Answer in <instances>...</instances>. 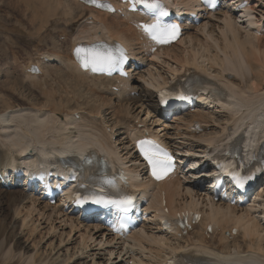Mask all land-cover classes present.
Listing matches in <instances>:
<instances>
[{
    "label": "bare ground",
    "instance_id": "bare-ground-1",
    "mask_svg": "<svg viewBox=\"0 0 264 264\" xmlns=\"http://www.w3.org/2000/svg\"><path fill=\"white\" fill-rule=\"evenodd\" d=\"M4 1L21 9L35 24L44 14H57L56 11L42 12L53 9L48 0L46 3ZM61 1L58 3L64 10ZM250 1L244 9L246 13L241 14L249 17V25L234 8H223L186 30L176 44L150 53L151 45L136 25L137 14L122 17L86 7L77 0H66L68 13L74 14L75 6L88 10L93 23L82 22L74 33L76 21L83 17L76 19L69 28L59 31L53 49L26 60L19 56V48L14 45L7 51L12 59L6 58L0 65V77L4 78H0V163L21 160L11 151L17 153V148L27 142L34 152L39 149L53 156L59 153L55 145L63 140L74 142L81 136L87 138L82 149L85 159L100 161L101 155L96 151L99 148L127 160L135 171L138 167L132 164L135 153L129 132H139L141 124L190 161L196 160L195 152H204L206 148L218 151L242 132L248 134L252 142L259 141L264 132V0ZM175 2L188 7L193 0ZM39 25L42 27L41 22ZM97 35L126 43L144 65V68L130 69L133 76L122 80L120 91H112L115 79L89 75L72 62L70 52L76 42ZM60 37L65 39L60 42ZM41 56L51 59L42 64L43 75L26 74L25 68L39 62ZM190 68L197 70L206 87L217 91L221 100L211 101L209 109L164 117L157 112L152 98L155 90L164 88L170 78L180 77ZM13 70L20 73L17 75ZM51 76L55 77V85L61 82L67 85V102L77 100L78 108L65 103L67 98L56 96L58 91L49 89V83L39 87L41 77L47 80ZM96 79L101 87L95 84L86 89L85 81ZM23 80L36 83L26 85ZM36 91L50 96L49 99L36 101L33 96ZM133 91L138 95L131 96ZM140 95L147 97L150 104ZM56 98L60 106L54 102ZM135 105L140 108L138 112H132ZM74 113H79L80 118H74ZM194 120H200L207 132L199 136L191 134L189 124ZM103 124L110 126L113 133L108 134ZM185 171L180 176L173 175L166 184H150L154 187L153 208H160L163 194L169 214L177 215L186 210L202 214V221L194 232L183 237L162 232L155 218L127 238L113 235L96 219H79L63 212L59 204L41 200L35 192L11 185L8 188L0 180V206H5L3 198L9 201L12 218L19 223L23 234H29L27 243H32L14 255L6 251L4 260H15L9 264H163L169 256L181 249L188 252V248L211 264H264V186L256 189L257 194L249 206H230L213 201L206 187L197 182L198 170L189 167ZM209 224H213L215 230L208 237L205 230ZM234 227L239 229L240 235L230 241L225 234Z\"/></svg>",
    "mask_w": 264,
    "mask_h": 264
},
{
    "label": "rangeland",
    "instance_id": "rangeland-1",
    "mask_svg": "<svg viewBox=\"0 0 264 264\" xmlns=\"http://www.w3.org/2000/svg\"><path fill=\"white\" fill-rule=\"evenodd\" d=\"M1 1V0H0ZM41 2H45V0H40ZM69 1V0H68ZM40 2V3H41ZM60 2V1H59ZM62 3H64L65 9L62 10L63 5H60L58 3V0H48V5H50L53 9L52 10H42L43 13L45 12H52L54 13L56 11L57 14L55 15H42L43 18L39 19L37 24L34 22L32 23V18L29 16V18L22 12V10L17 7H13L12 5H8L7 2L4 0L0 2V46L2 47L0 51V65L3 64V61L6 58L12 59V56H7V51L9 48L13 47L14 45L19 48V56L23 58L24 60L30 58L31 56L42 53L45 51H49L50 49L54 48V42L58 37L59 31L63 28L67 27L69 28V24L74 22L76 19H79V21H76V24L74 25V33L78 32L79 25L84 21V19L89 15V11L85 10L82 11L80 8L75 6L74 14L68 13L66 11V0H62ZM39 5V3H37ZM44 5V4H43ZM72 7L74 5L72 4ZM15 8V9H14ZM39 9V6H38ZM62 10V11H61ZM62 13H65L62 14ZM58 14H61L62 16H58ZM80 14V15H78ZM25 17H24V16ZM239 16V15H238ZM28 18V19H27ZM66 21V22H65ZM39 22L42 23V27H40ZM34 24V25H33ZM67 31V30H65ZM68 32V31H67ZM64 39V37L59 38V41L61 42ZM7 48V50H6ZM49 49V50H48ZM17 71V72H16ZM14 73L17 75L20 73L19 70H13ZM53 72H51L52 74ZM54 76L49 77L47 80H44V77L40 79L39 87L42 88L43 84L49 83V89L58 91L57 95L62 96L64 99L67 98V95H69L68 87L65 83L61 82L57 85L54 84L53 81ZM1 78V77H0ZM4 78H1V80ZM51 80V82H49ZM26 85H31L36 83L35 81L26 82L28 80H23ZM98 83V84H97ZM96 86L101 87L100 81L98 79L95 80H86L84 86L86 89L90 87ZM42 85V87H41ZM62 91H66L68 94H65ZM62 92V93H61ZM37 91L33 95L36 101H46L49 99L50 96H42L39 95ZM133 96V95H132ZM73 98V97H72ZM141 99H144L147 104H150V102L147 100V97L140 95ZM69 98H67L66 102L70 107H76L79 106L78 101L70 100V102H67ZM54 102L60 106V102L56 98ZM71 104V105H70ZM137 110V111H136ZM140 108L138 105H135L134 110L132 112H138ZM2 202L5 206H0V264H9V262H13L15 260H4L3 254L6 251H10L13 255L17 252H19L24 246H32L31 242L27 243L29 234H23L22 230L20 229V225L18 222H15L11 215V205L9 201L5 198H3ZM240 240L242 237L239 238ZM34 252V250L32 251ZM19 264V263H17Z\"/></svg>",
    "mask_w": 264,
    "mask_h": 264
},
{
    "label": "snow or ice",
    "instance_id": "snow-or-ice-1",
    "mask_svg": "<svg viewBox=\"0 0 264 264\" xmlns=\"http://www.w3.org/2000/svg\"><path fill=\"white\" fill-rule=\"evenodd\" d=\"M141 3L145 4L150 9H155L158 7V4L153 2H149V0H140ZM167 13H161V15H166ZM147 32L152 34L154 39L159 40L160 42H168L170 39H175L178 35V26L172 25L168 29H161L159 24L153 25H144L143 26ZM159 33V35L157 34ZM84 49H77V56L80 57L82 64L85 68L91 66L93 71H111L114 67L117 66L118 63L122 62L125 57L121 52L119 56L114 54L112 51L108 50L105 53L93 52L90 57H83L81 53ZM178 99H187L186 96H179ZM163 102H167L166 100ZM141 150L145 156V158L152 165V174L157 179H162L169 171L172 170V157L167 153L161 152L156 146L149 145L144 146L141 145ZM240 186H243V182H241ZM91 200L92 203L101 204H113L117 207L118 210L123 212H128L130 210V206L132 204V198L126 197L120 200H105L103 198H97L95 196L84 197L82 199H78V203L85 204Z\"/></svg>",
    "mask_w": 264,
    "mask_h": 264
}]
</instances>
